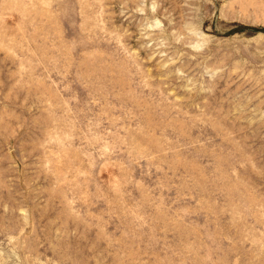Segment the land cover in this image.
<instances>
[{"label":"rangeland","instance_id":"obj_1","mask_svg":"<svg viewBox=\"0 0 264 264\" xmlns=\"http://www.w3.org/2000/svg\"><path fill=\"white\" fill-rule=\"evenodd\" d=\"M0 264H264V0H0Z\"/></svg>","mask_w":264,"mask_h":264}]
</instances>
